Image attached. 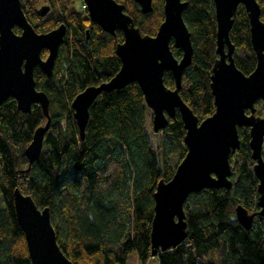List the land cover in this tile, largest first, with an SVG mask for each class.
I'll return each mask as SVG.
<instances>
[{"label":"trees","instance_id":"trees-1","mask_svg":"<svg viewBox=\"0 0 264 264\" xmlns=\"http://www.w3.org/2000/svg\"><path fill=\"white\" fill-rule=\"evenodd\" d=\"M115 1L124 6L142 35L155 36L162 23L160 12L144 15L134 0ZM182 1L187 4L182 18L193 56L182 74L179 95L201 122L214 112L210 90L217 58L214 5L212 0ZM257 1L264 22V0ZM43 2L50 3L59 18L70 21L73 33L67 35L66 52L50 78L34 70L36 89L49 99L51 121L42 152L30 166L24 151L46 118L38 105H32L29 114L18 111L11 98L0 106V264H32L15 215L16 188L30 196L38 209H49L58 246L73 264H126L132 252L136 264H264V218L257 216L246 230L236 217L238 206L250 213L260 211L249 128H239L241 147L231 156L232 189L191 193L183 205L186 238L175 248L151 254L156 186L171 179L186 153L181 117L176 111L167 126L155 133L153 112L132 83L98 96L80 140L71 103L85 88L106 82L118 72L115 48L123 34L117 30L111 36L86 22L71 0H22L23 13L37 18V7ZM31 23L40 34L58 24ZM89 24L93 29L86 41L84 30ZM231 40L237 67L250 75L257 58L244 6L234 18ZM171 50L176 59L181 58L179 49L171 45ZM163 81L174 89L170 72L164 73ZM256 108L257 115L264 117L263 101ZM175 150L179 155L173 163L169 156Z\"/></svg>","mask_w":264,"mask_h":264},{"label":"water","instance_id":"water-1","mask_svg":"<svg viewBox=\"0 0 264 264\" xmlns=\"http://www.w3.org/2000/svg\"><path fill=\"white\" fill-rule=\"evenodd\" d=\"M91 21L109 35L123 33V41L115 48L120 61L118 72L108 81L85 88L71 103L73 119L79 138L83 139L89 109L102 93H111L135 83L145 103L153 112L155 133L163 130L168 118L178 111L185 130L186 153L176 166L168 182H158L151 224V254L175 248L186 238L183 205L191 193L202 189H232L233 170L231 156L241 147L239 128L250 129V149L255 162L254 171L259 180V208L250 213L242 206L236 208L239 223L250 230L257 216L264 218V117L257 115L256 103L264 104V22L257 0H212L216 21L217 55L211 68L210 90L214 99V112L199 122L179 95L182 74L191 65L193 48L190 33L183 21L186 2L164 0V20L155 36L142 35L124 7L114 0H82ZM142 14L152 12V0H134ZM244 6L250 23L256 69L246 75L236 65L235 46L231 40L234 18ZM18 28L17 35L13 29ZM66 26L38 34L28 23L20 0H0V106L7 99L16 102L18 111L31 112L38 105L46 122L36 128L24 155L30 166L42 152L44 137L50 125V102L46 94L36 89L34 69L39 67L50 78L64 42ZM171 45L181 51L176 59ZM47 50L43 60L41 51ZM170 72L174 89L163 81ZM17 223L22 230L32 264H73L61 251L51 224L48 208L38 209L32 198L13 191Z\"/></svg>","mask_w":264,"mask_h":264},{"label":"flooded vegetation","instance_id":"flooded-vegetation-1","mask_svg":"<svg viewBox=\"0 0 264 264\" xmlns=\"http://www.w3.org/2000/svg\"><path fill=\"white\" fill-rule=\"evenodd\" d=\"M22 0H20L21 2ZM115 1V0H114ZM72 2V5L75 9V11L83 14V19H86L87 21L86 22H91L93 25H95L96 27H98L100 29V27L95 24L93 21H91V19L89 18V15H88V11H87V7L86 5L83 3L82 0H71ZM116 2V1H115ZM117 3V2H116ZM119 4V3H118ZM156 4H157V7H156ZM121 5V4H120ZM138 6V4H136ZM163 5H164V0H152V6H153V10H156L158 12H160V15L162 17V21L164 20V11H163ZM80 6V7H79ZM123 6V5H122ZM124 7V6H123ZM138 8L140 9V7L138 6ZM59 10V8H58ZM23 11V10H22ZM151 12V13H152ZM37 18H29L28 16L25 15L24 13V16L26 17V20L28 21V23L32 26L33 24L31 22H43L44 20H48L50 22H52L53 24H57L55 29L60 26L61 24H64L66 26V35L64 37V42L61 44V46L59 47V54H58V57L56 59V62H55V65H54V69L53 71L55 70V68H57V66H59V62H60V58L62 57V54L66 52V47H67V44H68V40H67V35H70L73 33V27H72V24H70V21L64 19V18H59L57 16V12L55 10V8L48 2H43L40 7L38 6L37 7ZM124 13L126 14L125 10H124ZM128 15V14H127ZM129 16V15H128ZM130 17V16H129ZM134 22V21H133ZM16 29V30H15ZM34 29V28H33ZM90 29H93V26H91L89 24V27L86 28L84 31L85 34V40L87 41L89 39V30ZM54 30V29H53ZM101 30V29H100ZM14 33H16L17 35H20L21 34V30L18 29V28H14L13 29ZM52 31V30H51ZM120 31V30H119ZM103 32V31H102ZM38 33V32H36ZM104 33V32H103ZM40 34V33H38ZM107 34V33H105ZM123 34V33H122ZM109 35V34H108ZM111 36H115V33L114 35H111ZM48 56V51L47 50H42L41 51V58L44 60L46 57ZM35 69H39V67H36ZM34 69V70H35ZM40 70V69H39ZM41 71V70H40ZM42 72V71H41ZM34 74V72H33ZM12 99V98H11Z\"/></svg>","mask_w":264,"mask_h":264},{"label":"rangeland","instance_id":"rangeland-1","mask_svg":"<svg viewBox=\"0 0 264 264\" xmlns=\"http://www.w3.org/2000/svg\"><path fill=\"white\" fill-rule=\"evenodd\" d=\"M156 7H157V4H156ZM61 63H62V69H64L66 65L63 62H61ZM178 155H179V152L175 150V152L169 156L173 163H175L177 161ZM136 263H137L136 253L132 252L131 254L128 255L127 260H126V264H136Z\"/></svg>","mask_w":264,"mask_h":264}]
</instances>
